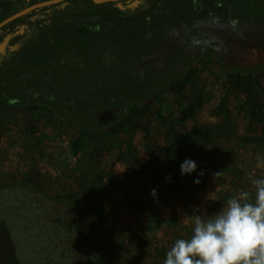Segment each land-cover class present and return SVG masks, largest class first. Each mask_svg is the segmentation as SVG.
<instances>
[{"label": "rangeland", "instance_id": "374dc122", "mask_svg": "<svg viewBox=\"0 0 264 264\" xmlns=\"http://www.w3.org/2000/svg\"><path fill=\"white\" fill-rule=\"evenodd\" d=\"M229 85L226 70L206 55L194 64L181 93H159L140 118L104 136L94 135L85 152L77 154L71 150L76 130L53 113L30 108L0 113V195H5L0 203L28 205L44 220L72 224L66 198L79 193L84 210L76 226L93 243L103 263L163 264L174 242L192 234L195 215L218 213L228 201L221 199L222 193L238 197L248 191L254 200L252 180L264 178V166L257 167L256 159L257 155L264 158V71L258 75L255 123L245 105V93L236 88L228 92ZM224 96L225 106L219 108ZM188 149L193 157L186 158L183 152ZM168 150L175 154L177 165L165 157ZM185 159L193 160L197 168L182 175ZM159 165L171 173L157 182L152 169ZM165 165L177 167L176 172ZM49 168L61 173L54 175ZM217 172L220 175L215 178ZM153 189L155 196L145 199L139 209L132 208L129 194L132 198L150 196ZM21 193L23 198L16 199ZM154 202L159 218L151 208ZM12 233L28 239L38 235L30 225L12 228ZM77 233L74 230L72 236L79 240ZM52 247L53 242H45L21 263L60 264L51 254ZM68 248L64 254H73L74 264L77 260L84 264L81 251L76 256Z\"/></svg>", "mask_w": 264, "mask_h": 264}, {"label": "trees", "instance_id": "16d2710c", "mask_svg": "<svg viewBox=\"0 0 264 264\" xmlns=\"http://www.w3.org/2000/svg\"><path fill=\"white\" fill-rule=\"evenodd\" d=\"M47 1L51 0H0V23ZM132 3H138L137 7L128 6ZM119 4L125 8L120 9ZM225 23L264 24V0H125L102 4L65 0L33 10L0 29L1 45L9 35L26 27L25 33L13 37L6 51L0 52V113L25 108L53 113L76 130L72 153L85 152L90 138L140 118V112L159 93H181L194 64L208 48L206 51L227 72L228 92L236 88L245 93V105L255 123L258 75L264 71V50H256L260 46L227 34L221 46L218 42L209 47L203 43L198 56L181 51L189 48L186 42L199 25ZM226 100L224 96L219 108ZM148 140L153 144L150 133ZM183 153L186 158L194 155L189 149ZM165 157L177 165L170 150ZM160 167L152 169L157 182L171 173ZM168 167L176 172L177 167ZM145 181L150 184L146 177ZM183 181L188 184V177ZM146 182L140 183L146 186ZM9 189L4 188L11 192ZM149 193L135 198L129 194L128 202L139 209L145 199H151L152 190ZM220 197L233 198L223 193ZM21 198L22 193L19 198L17 194L16 199ZM66 203L73 213L72 224L44 220L28 205L7 207L0 203V264H22L24 256L45 242H53L51 254L60 264H74L73 254H64L66 246L70 247L67 252L75 251L76 256L81 251L84 264H105L76 226V218L84 210L79 193L73 192ZM151 208L159 218L157 203ZM11 225L13 230L30 225L38 235L15 237ZM74 230L79 240L72 236Z\"/></svg>", "mask_w": 264, "mask_h": 264}, {"label": "clouds", "instance_id": "9594fccd", "mask_svg": "<svg viewBox=\"0 0 264 264\" xmlns=\"http://www.w3.org/2000/svg\"><path fill=\"white\" fill-rule=\"evenodd\" d=\"M256 159L257 167L264 166V158L257 155ZM196 168L193 160L185 159L181 174ZM219 175L214 174L215 178ZM252 185L254 200L252 193L242 191L218 213L195 215L192 234L174 242L163 264H264V178L253 179Z\"/></svg>", "mask_w": 264, "mask_h": 264}, {"label": "flooded vegetation", "instance_id": "af4514ba", "mask_svg": "<svg viewBox=\"0 0 264 264\" xmlns=\"http://www.w3.org/2000/svg\"><path fill=\"white\" fill-rule=\"evenodd\" d=\"M196 32V31H195ZM201 33V35H199ZM231 34L238 41L249 45L264 46V24L259 26H254L251 24H216V25H199V30L194 33L193 36H190V40L186 42L188 44L187 49L182 52L186 56L192 54L198 56L200 52V47L204 43L209 47L214 42H218L219 46L223 43V35ZM220 35V36H219ZM203 40L204 42L200 41ZM208 48L205 49L201 58L209 55L213 57L211 52H207Z\"/></svg>", "mask_w": 264, "mask_h": 264}, {"label": "water", "instance_id": "95a60500", "mask_svg": "<svg viewBox=\"0 0 264 264\" xmlns=\"http://www.w3.org/2000/svg\"><path fill=\"white\" fill-rule=\"evenodd\" d=\"M64 1L65 0H51V1L43 2V3L37 4V5L31 6V7L27 8V9H25V10L19 12V13H16L15 15L7 18L6 20H4L2 23H0V29L3 26L15 21L16 19H19V18L25 16L26 14L30 13L33 10H36V9H39V8H42V7H45V6H50V5H53V4H58V3H61V2H64ZM92 1L94 3H96V4H102V3H107V2L124 1V0H92ZM137 5H138V3H132L131 5H128V6L135 8V7H137ZM118 6H119L120 9H124L125 8L121 4H119ZM25 30H26V27H23L18 32L14 33L13 35H9L5 39V41L0 45V52L4 53L6 51V49H7V47H8V44L11 41V39L13 37L18 36L19 34L25 33Z\"/></svg>", "mask_w": 264, "mask_h": 264}, {"label": "built area", "instance_id": "2783aa9c", "mask_svg": "<svg viewBox=\"0 0 264 264\" xmlns=\"http://www.w3.org/2000/svg\"><path fill=\"white\" fill-rule=\"evenodd\" d=\"M42 167H43V169H44V164H42ZM49 170V172L50 173H52V174H54V175H59L60 173H61V171L60 170H58V169H48Z\"/></svg>", "mask_w": 264, "mask_h": 264}, {"label": "crops", "instance_id": "0c3cea01", "mask_svg": "<svg viewBox=\"0 0 264 264\" xmlns=\"http://www.w3.org/2000/svg\"><path fill=\"white\" fill-rule=\"evenodd\" d=\"M41 169H42V164H41Z\"/></svg>", "mask_w": 264, "mask_h": 264}]
</instances>
